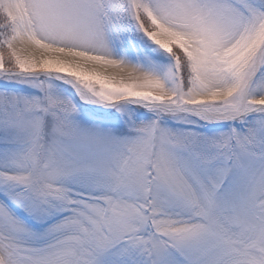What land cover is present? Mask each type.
Instances as JSON below:
<instances>
[{"label": "snow or ice", "instance_id": "6c2138e0", "mask_svg": "<svg viewBox=\"0 0 264 264\" xmlns=\"http://www.w3.org/2000/svg\"><path fill=\"white\" fill-rule=\"evenodd\" d=\"M0 264H264V0H0Z\"/></svg>", "mask_w": 264, "mask_h": 264}]
</instances>
